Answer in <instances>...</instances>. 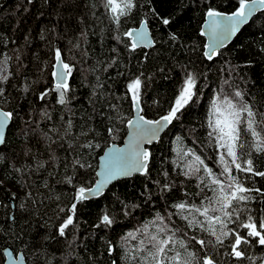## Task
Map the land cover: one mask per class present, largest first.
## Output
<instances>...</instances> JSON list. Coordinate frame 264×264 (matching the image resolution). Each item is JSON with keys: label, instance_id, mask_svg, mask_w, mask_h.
I'll return each instance as SVG.
<instances>
[{"label": "trees", "instance_id": "obj_1", "mask_svg": "<svg viewBox=\"0 0 264 264\" xmlns=\"http://www.w3.org/2000/svg\"><path fill=\"white\" fill-rule=\"evenodd\" d=\"M134 4L128 17L121 18L119 36L129 41L123 33L145 21L153 46L129 52L124 43L114 39L118 34L117 26L109 18L102 0H32L31 3L0 0V59L4 55L11 58L7 66L10 82L3 85L7 95L0 98V108L14 113L6 132L7 144L0 150L5 158L15 153L20 160L16 167L23 169L16 172L11 167L0 168V178L6 180V186L0 188V250L10 247L15 254L22 252L27 264H33L41 247L61 258L67 241L73 239L79 245L74 248L72 257L75 264H113V261L126 264V259L131 257L126 258L124 252H132L139 244L136 230L157 212L167 215L175 211L170 205L180 202L184 192L199 191L194 177L177 175L186 171L187 165L195 164L194 157L185 153L193 150L214 172L221 170L215 162L217 149L208 145L207 119L211 99L228 75L220 71L225 68V62L239 66L233 76L247 94L249 103L264 96V51H261L264 49V11L220 51L222 55L209 62L204 60L205 40L199 34L207 8L230 14L238 8L239 0H134ZM153 10L170 18L171 24L162 25ZM173 34L178 37L176 41L171 40ZM57 48L63 52L62 60L72 66L73 74L67 80L72 92L66 105L57 103L58 93L54 91L51 75ZM249 61L250 64L244 66ZM185 66L202 77L206 75L207 79L198 80L197 103L186 111L182 121L170 125L157 143L147 146L152 153L151 178L134 175L115 182L101 196L80 202L78 217H74L77 227L70 226L66 238L51 239L65 217L60 209L67 210L73 202V185L91 187L98 156L108 145L122 142L133 113L126 88L128 81L143 74L141 79L146 88L142 89L144 111L140 115L158 120L167 112L182 79L180 69ZM161 68L166 71L160 72ZM241 76L247 83L240 81ZM42 91L49 92L45 100L39 99ZM44 112L51 119L45 118ZM26 120L36 121L27 140L21 135ZM68 120L73 126L68 129L70 135L63 136ZM110 127L113 134L107 132ZM44 133L56 143L43 138ZM25 140L32 150L31 160L21 158ZM89 142L94 145L92 149L69 148V144ZM220 154H223L222 149ZM76 160L90 167L77 165L74 168ZM3 163L0 159V165ZM165 171L169 172L168 178L163 175ZM67 176L73 177V184L65 182ZM253 180L256 187L264 188V179L254 177ZM154 181L168 182L173 187L162 194ZM246 186H252V182ZM149 190L150 201L147 199ZM13 195L17 198L12 199ZM165 199L169 206L167 211ZM199 199L196 197L197 202ZM21 204L25 206L24 211L20 209ZM125 204L127 209L123 207ZM133 205L139 207L133 209ZM261 206L264 205L259 200L250 204L254 210ZM125 211H130L131 215H125ZM102 214L114 217L116 224L107 229L95 228ZM173 220L183 229L184 221L179 216ZM127 233L137 239H122ZM109 241L115 245L111 255L107 251ZM247 251L256 258L264 257V249L259 246L249 247ZM218 259L221 264H235L227 256Z\"/></svg>", "mask_w": 264, "mask_h": 264}, {"label": "snow or ice", "instance_id": "obj_2", "mask_svg": "<svg viewBox=\"0 0 264 264\" xmlns=\"http://www.w3.org/2000/svg\"><path fill=\"white\" fill-rule=\"evenodd\" d=\"M28 2L31 3L32 0H28ZM102 5L107 10L109 18L117 26V33L121 18H127L136 6L134 0H102ZM257 7H264V0H239L236 11L225 17L224 13L209 6L205 16L210 20V43L204 45V60L214 62V58L222 55L218 49L224 47V39L235 34L237 26L244 23ZM153 14L162 25L169 26L171 24L170 18L161 16L154 10ZM218 18L228 21L227 25L219 32L218 29L221 28V25ZM144 23L145 21H141L142 25ZM123 35L132 39L123 41L119 33L114 39L117 40V43H124L129 52H136L142 44L148 42L146 34L139 29H130ZM200 35H205V32L201 31ZM177 39L175 34L171 36L172 41ZM76 47L79 48V45ZM113 51L116 49L114 48ZM62 56V50L57 48L54 53L53 68L59 66V70L52 71L51 75L56 81L54 91L58 93L57 103L66 105L70 98L69 94L72 92L67 80L73 73L72 66L65 63ZM9 59L11 58L7 55L0 59V98H6L7 94L3 85L10 82V75L7 74ZM114 63L115 60H113ZM249 64L250 61L246 62L244 66ZM225 65V68L220 71L227 72L228 75L223 81V86L211 99L207 119L208 145L217 149L215 162L221 170L219 173L214 172L205 160L193 150L185 153V155L194 157L195 164L187 165V170L177 172V175H183L188 179L194 177L198 181L199 191L194 194L184 192V198L180 202L170 205L175 211L167 212V215L157 212L147 224L137 229L136 232L140 237L139 244L133 247L132 252H124L126 258L131 257L126 259V264H221L218 258L222 256L229 257L235 261V264H245L246 261L250 264H264V257L256 258L254 255H249L247 251L249 247L255 246L264 249V206L255 210L250 207V204L257 200L264 205V188L256 187L255 180H253L254 177L264 179V170H262L264 168V96L249 103L246 99L247 94L233 76L239 66L232 65L230 61H226ZM111 66L110 64L109 67ZM165 71L164 68L160 69L162 73ZM180 72L182 79L178 90L174 93V98L164 115L158 120H148L141 114L135 123L128 120L127 123L133 125L129 146L125 149L113 148L109 152L106 162V179L96 182V191L93 192L92 187H85L83 184L79 187L73 185L75 188L73 202L67 210L60 209L65 212V217L59 224L56 233L50 237L51 239H56V236L66 238V230L70 226L73 229L77 227L74 217H78L79 203L88 200L90 196L94 197L99 194L100 187L108 180L117 176L131 177L133 174L141 175L147 179L151 178L152 153L144 145L151 144L165 125L174 126L175 122L182 121L186 111L191 108L192 104L197 103V97L200 95L198 80L207 79L206 75L202 77L200 73L189 70L186 66L181 67ZM142 75L141 73L133 77L126 84L130 93L131 108L138 113L144 111L141 107L145 94L142 89L146 88V83L141 79ZM239 79L247 83L244 81V77L241 76ZM97 80L99 81V77ZM98 86L102 87V85ZM27 90L25 88V91ZM48 95V91H42L39 99L45 100ZM93 95L96 93L93 92ZM42 115L51 119L47 112ZM13 118V112L0 108V145L7 144L5 128ZM34 124H36L34 120L25 121V128L21 130V135L26 140L33 132L32 125ZM67 124L68 128L64 129L63 136L70 135L68 129L73 126L72 121L68 120ZM113 131V128H107L109 134H113ZM84 134L86 135V133ZM43 138L51 140L52 144L56 143L48 136V133H44ZM177 139L179 140L181 137H177ZM26 140L22 142L25 147L21 149V158L31 160L32 150L27 146ZM196 142L194 139L193 143ZM73 147L92 149L94 145L91 142L84 145L69 144L70 149ZM221 149L223 154H220ZM0 159L4 160L0 168L11 167L16 172L23 171L22 168L16 167L20 160L16 158L15 153L10 158H5L0 150ZM77 165L80 168L90 167L79 160L73 162L74 168ZM38 167H42V165H38ZM163 175L168 178L169 172L165 171ZM249 181L252 182V186H246ZM65 182L73 184V177L67 176ZM154 183L159 186L162 194L170 191L173 187L168 182L154 181ZM5 186L6 180L0 178V188ZM190 195L192 196L191 200L188 199ZM196 197L200 198L198 202ZM16 198L13 195L12 199ZM147 199L151 200L150 190ZM123 207L127 209L128 205L125 204ZM132 207L134 209L139 205ZM168 207L167 199H165V211ZM20 209L24 211L25 206L21 204ZM125 215H131V212L125 211ZM175 216H179L184 221L183 229L176 225L173 220ZM115 224L114 217L102 214L99 217V223L94 227L107 229L112 228ZM241 229L245 231H241ZM127 237H131L133 240L137 239V236L131 233H127L122 239ZM47 239L49 237H45V240ZM57 243H59L58 240ZM78 246L75 239L67 241L61 258H56L55 253L50 252L48 248L41 247V250L35 254L36 259L33 264H52L53 260H55V264H75L72 257L74 248ZM114 250L115 245L109 241L108 254L111 255ZM3 251L6 250H0V264H4L5 260ZM16 259L21 260L22 264H27V261L19 256H16ZM113 264L116 262L113 261Z\"/></svg>", "mask_w": 264, "mask_h": 264}, {"label": "water", "instance_id": "obj_3", "mask_svg": "<svg viewBox=\"0 0 264 264\" xmlns=\"http://www.w3.org/2000/svg\"><path fill=\"white\" fill-rule=\"evenodd\" d=\"M263 11H264V7H257L256 10H255V12L251 16H248L247 17V20L244 23H241V24H239L237 26V31H236L235 34L230 35L226 39H224V47L218 49V52H220L225 47H227L234 40V38L240 33V31L258 13L263 12ZM230 14L224 13V16L227 17V16H230ZM218 19L220 20V25H221V28L218 29V32H219V31H221L224 28L225 25H227L228 21L226 19H224V18H218ZM209 24H210V20L205 16L204 21H203V23H202V25L200 27V31H199V34L201 33V31L205 32V35L201 36L205 40L204 45L210 43ZM133 29H139L141 32H144L146 34V36H147V41L148 42L146 44H142L141 45V48L148 49V48H150V47L153 46V39H152V36H151V32H150V30H149L146 22L143 25L140 23L138 25V27L133 28ZM130 39H132V38H130ZM204 51H205V48H204ZM54 70H59V66H57V68H55ZM53 81H54V84H56V81L54 80V78H53ZM139 115H140V113L135 112L133 110L132 117H131L130 120H132L135 123V121H136V119H137V117ZM10 122H11V120L8 122V125L5 128V135H6L7 129L9 127V125H10ZM169 126L170 125H165L161 129V131L158 133L157 138L155 140H153V142L151 144H145L144 147H147L149 145H152V144L157 143L161 139V137L163 136V134L169 129ZM132 130H133V125H129L127 123L126 124V132H125V135L123 136L122 142L120 144H113L112 143V144L108 145L102 151V153L98 156V158H97V166H96V170H95V181L93 182V184L91 186L93 188V192L96 191V182L97 181H104L106 179V162H107V158H108L109 152H111L113 150V148H116V149H125V148H128V146H129V140H130L131 134H132ZM1 146H3V145H0V147ZM98 173H99V175H98ZM134 175H138V174H133L131 177H133ZM131 177H121V176H117L114 179L108 180L107 183H105L102 187H100V193L97 194L94 197H91L90 196L89 199H94V198H97V197L101 196L115 182L120 181V180H124V179H128V178H131ZM3 250H6V251H3V255L5 256L4 264H22V261L21 260H17L16 259V256H19V257L23 258V260H25L24 255H23L22 252H19V253H16L15 254L14 251L12 250V248H10V247H6ZM12 253H14L15 255H10Z\"/></svg>", "mask_w": 264, "mask_h": 264}, {"label": "bare ground", "instance_id": "obj_4", "mask_svg": "<svg viewBox=\"0 0 264 264\" xmlns=\"http://www.w3.org/2000/svg\"><path fill=\"white\" fill-rule=\"evenodd\" d=\"M203 55H204V51H203Z\"/></svg>", "mask_w": 264, "mask_h": 264}]
</instances>
